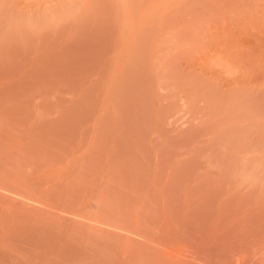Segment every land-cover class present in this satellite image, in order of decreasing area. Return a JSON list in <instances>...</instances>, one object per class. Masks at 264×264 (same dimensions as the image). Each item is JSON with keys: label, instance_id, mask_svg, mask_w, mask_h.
<instances>
[{"label": "rangeland", "instance_id": "374dc122", "mask_svg": "<svg viewBox=\"0 0 264 264\" xmlns=\"http://www.w3.org/2000/svg\"><path fill=\"white\" fill-rule=\"evenodd\" d=\"M0 264H264V0H0Z\"/></svg>", "mask_w": 264, "mask_h": 264}]
</instances>
